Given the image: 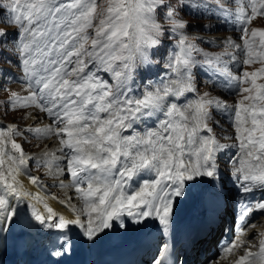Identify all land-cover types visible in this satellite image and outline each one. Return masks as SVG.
Masks as SVG:
<instances>
[{
  "label": "rangeland",
  "instance_id": "1",
  "mask_svg": "<svg viewBox=\"0 0 264 264\" xmlns=\"http://www.w3.org/2000/svg\"><path fill=\"white\" fill-rule=\"evenodd\" d=\"M249 1L252 5L248 7L251 22L243 36L242 33L234 34L235 29L233 31L230 27V22L236 18L234 15L228 18L229 13L234 12L233 0H0V66L7 67L6 56L16 53L9 47L11 34L17 39L14 44L17 51L24 53L37 48L42 53L58 54V65L61 64L63 70L58 76L60 95L67 93L71 104L62 111L60 118L63 122L84 115L79 101L88 93L85 80L88 76L100 77L103 84L94 119H103L100 110L114 102L107 116V134L113 136L119 125L129 123L130 116L141 109L139 103L145 107L151 98H158L157 90L162 93L173 91L177 95H182V91L192 92L188 103L171 104L170 111L163 114L165 117L160 120L163 124L159 122L158 129L154 130L167 129V132L160 131L164 134L163 143L152 137L151 132L139 134L140 140H149L144 142L141 151L148 155L152 151L160 157L162 153L157 152L160 144H167L161 146L163 150L170 148L166 139L170 133H178L177 139L184 135L197 139L199 135L201 138L202 128H210L211 133H216L214 129L220 121L215 113L219 114L218 110H221L226 117L231 115V111L224 110L228 109L223 105L227 100L235 101L236 105L241 103L242 111L252 100L258 103L251 109L258 118L257 123L249 128L252 134L245 131L240 120L235 118L234 121L239 125L240 138L244 140L251 136L264 155V97L259 100L256 94L261 88L264 92V0ZM242 13L239 10L237 16ZM216 23L228 26L234 38L239 36L236 38L239 46L236 53L241 59L240 66L230 64L228 59V54L234 50L229 47L232 34L219 29ZM220 33L228 38L224 37L220 46L206 37ZM128 43L133 44V49L128 48ZM133 56L139 66L134 73L130 67ZM132 74L141 81L142 90L136 81L132 85ZM142 75L148 85L141 79ZM228 75L235 77L241 87L239 90L235 86L234 98L225 97L228 94L216 88ZM5 86L0 87V124L5 125L0 133V151L8 153L4 163H7L9 173L26 178L21 172L30 166L35 172L37 162L30 160L25 164L21 156L29 151L39 152L47 139L36 142L24 134L23 130H27L31 123H39L41 116L35 110L16 109L9 104L14 88L7 91ZM134 91L140 96L131 97ZM198 97L202 99L200 104L195 99ZM238 116L242 118L239 113ZM11 124L17 126L20 133H11L8 130ZM217 133L223 136L225 131L217 130ZM133 137L130 136L127 142ZM84 143L90 145L87 141ZM152 161L159 163L156 159ZM36 171L46 174L41 168ZM24 174L29 176L27 172ZM263 175L264 169H261L260 180ZM209 245L204 249L207 253L203 260L208 256Z\"/></svg>",
  "mask_w": 264,
  "mask_h": 264
},
{
  "label": "bare ground",
  "instance_id": "2",
  "mask_svg": "<svg viewBox=\"0 0 264 264\" xmlns=\"http://www.w3.org/2000/svg\"><path fill=\"white\" fill-rule=\"evenodd\" d=\"M206 37L214 43L221 44L223 38L227 36L220 33L206 35ZM163 99L168 103V97ZM195 138L197 139V137ZM66 141L67 140L64 141V144L69 145V142ZM41 148L42 149L39 151L40 153L55 149L59 151V149H62V147L58 146L54 139L51 138H47L46 143H42ZM7 154L8 153L4 150L0 151V220L5 221L6 215L10 217L16 216L18 219L22 220L25 230L30 232V236L33 235L32 233L34 232L45 229L49 224L55 225L63 222L81 226V222H85L82 220V210H78L77 201L74 203L73 194L69 187L58 189L53 196L45 195L36 188V185L31 180L24 177L18 178L19 176L16 177V175L9 173V169L6 166L7 163H4ZM252 167L253 165L249 166V168ZM49 172L52 175L53 171ZM55 180H57V178L54 177L53 181L56 182ZM68 205L76 209L77 214H72L69 209H67L69 208ZM252 235L254 234L251 233L249 237L242 235L237 237V240L246 247H251L254 242ZM259 236L263 235L259 234ZM206 242L210 244L209 240ZM259 249L261 254L257 260L259 264H264V245H261ZM211 250L210 248L209 252H211ZM206 253L207 252L203 250L202 258H204ZM201 262H203V259H201ZM193 264H196V262Z\"/></svg>",
  "mask_w": 264,
  "mask_h": 264
}]
</instances>
